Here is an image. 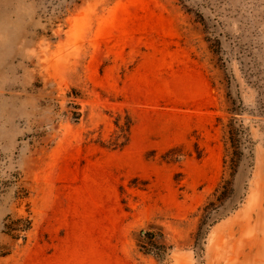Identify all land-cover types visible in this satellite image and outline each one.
I'll list each match as a JSON object with an SVG mask.
<instances>
[{
	"label": "rangeland",
	"instance_id": "374dc122",
	"mask_svg": "<svg viewBox=\"0 0 264 264\" xmlns=\"http://www.w3.org/2000/svg\"><path fill=\"white\" fill-rule=\"evenodd\" d=\"M0 264H264V0H0Z\"/></svg>",
	"mask_w": 264,
	"mask_h": 264
},
{
	"label": "trees",
	"instance_id": "16d2710c",
	"mask_svg": "<svg viewBox=\"0 0 264 264\" xmlns=\"http://www.w3.org/2000/svg\"><path fill=\"white\" fill-rule=\"evenodd\" d=\"M131 124H125L119 126L120 131L117 136L110 142V145L114 147V149L118 147H123L129 141V132H130ZM229 160L225 161V164L228 163V167L231 170L230 180H223L218 188L215 190L214 197L216 201L219 202L221 207H225L226 205H230L234 200V189L232 188L233 180L235 175L238 173L239 168L246 161L245 156V142H244V132L238 127V129L234 128V125L231 123L229 127ZM207 209L210 208L212 211H217L218 207L216 203L213 201L209 202L206 206ZM208 212L207 216H205L202 224L199 228V234H203L204 226L207 225L208 221L211 217V211L206 210ZM213 223V221H211ZM6 233L10 235L13 239L23 238L24 241L27 240L26 236H22V233H26L32 230L33 222L30 219H17L12 220L11 217H8L7 224L5 225Z\"/></svg>",
	"mask_w": 264,
	"mask_h": 264
}]
</instances>
